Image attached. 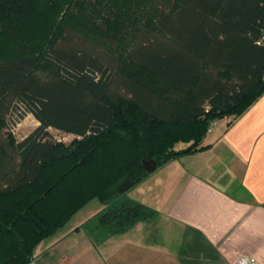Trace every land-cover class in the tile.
I'll return each instance as SVG.
<instances>
[{
  "label": "trees",
  "instance_id": "obj_1",
  "mask_svg": "<svg viewBox=\"0 0 264 264\" xmlns=\"http://www.w3.org/2000/svg\"><path fill=\"white\" fill-rule=\"evenodd\" d=\"M108 1L0 0V125L39 122L21 140L0 126V264H29L88 202L149 176L144 161L205 148L264 93V0ZM154 212L128 202L94 227Z\"/></svg>",
  "mask_w": 264,
  "mask_h": 264
},
{
  "label": "crops",
  "instance_id": "obj_2",
  "mask_svg": "<svg viewBox=\"0 0 264 264\" xmlns=\"http://www.w3.org/2000/svg\"><path fill=\"white\" fill-rule=\"evenodd\" d=\"M201 145L164 164L150 218L115 234L62 229L29 264H264V93Z\"/></svg>",
  "mask_w": 264,
  "mask_h": 264
},
{
  "label": "rangeland",
  "instance_id": "obj_3",
  "mask_svg": "<svg viewBox=\"0 0 264 264\" xmlns=\"http://www.w3.org/2000/svg\"><path fill=\"white\" fill-rule=\"evenodd\" d=\"M112 1V0H110ZM140 1V0H139ZM143 6H147L149 0H141ZM106 2L109 3L108 0ZM140 3V2H139ZM150 5L155 4V6H163V8L170 7L169 3L166 0H150ZM141 4V3H140ZM142 7V6H141ZM150 7V6H149ZM30 26V24L28 25ZM38 25L34 24L31 28L27 31L26 37L30 39V41H35L37 38V34L42 33L43 30L39 32ZM124 38V37H123ZM40 41V40H39ZM1 44V42H0ZM37 44H40L38 42ZM123 48V47H122ZM122 50V49H120ZM0 51L5 52L3 48L0 46ZM12 123L7 121L0 126L4 128L5 132H11L14 134L17 140H21L27 134H29L34 128H36L39 122L34 118L33 115H27L23 120L20 121V124L16 127H12ZM53 137L56 140L65 142L69 144L74 139L79 138L71 133H66L54 128L50 129ZM188 144L180 143L177 145V149H183L187 147ZM164 169V165L160 166L156 169L154 173H150L149 176L145 177L140 182L136 183L132 188L126 191L123 194L116 193L112 199L107 201H100L99 199H93L88 202L80 211H78L72 219L67 223V225L63 228L69 229L71 227H75L80 225L85 228H94V224L98 223L99 219L98 216L103 212H109L112 208L121 207L124 203L134 202V204L140 209L142 215H149V213L153 212L155 209L154 207L157 206L161 185L155 184V179L161 176ZM97 221V222H96ZM92 228V229H93ZM105 229H109L108 227ZM110 230V229H109Z\"/></svg>",
  "mask_w": 264,
  "mask_h": 264
},
{
  "label": "water",
  "instance_id": "obj_4",
  "mask_svg": "<svg viewBox=\"0 0 264 264\" xmlns=\"http://www.w3.org/2000/svg\"><path fill=\"white\" fill-rule=\"evenodd\" d=\"M144 165L146 168V173L144 175L149 174V173H153L157 169V161L153 160V159L148 160V161H144ZM140 179L141 178H137L136 182H139ZM134 185H135V181L127 180L119 186L118 191H119V193L123 194L126 191H128L130 188H132Z\"/></svg>",
  "mask_w": 264,
  "mask_h": 264
},
{
  "label": "built area",
  "instance_id": "obj_5",
  "mask_svg": "<svg viewBox=\"0 0 264 264\" xmlns=\"http://www.w3.org/2000/svg\"><path fill=\"white\" fill-rule=\"evenodd\" d=\"M18 119V118H17ZM16 117L12 118V127H16L20 124V122L17 120L15 123ZM14 121V122H13ZM218 124V121H214L211 123L209 131H211L216 125ZM237 264H259L254 258H252L249 255H243L240 257V259L238 260Z\"/></svg>",
  "mask_w": 264,
  "mask_h": 264
}]
</instances>
